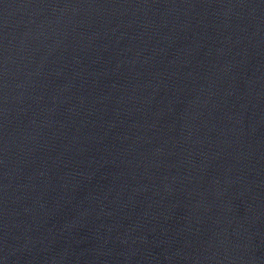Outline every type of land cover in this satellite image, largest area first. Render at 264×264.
<instances>
[{
  "label": "water",
  "instance_id": "95a60500",
  "mask_svg": "<svg viewBox=\"0 0 264 264\" xmlns=\"http://www.w3.org/2000/svg\"><path fill=\"white\" fill-rule=\"evenodd\" d=\"M0 264H264V0H0Z\"/></svg>",
  "mask_w": 264,
  "mask_h": 264
}]
</instances>
